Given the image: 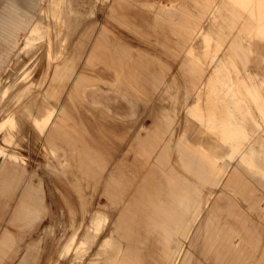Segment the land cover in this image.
<instances>
[{
    "label": "crops",
    "instance_id": "crops-1",
    "mask_svg": "<svg viewBox=\"0 0 264 264\" xmlns=\"http://www.w3.org/2000/svg\"><path fill=\"white\" fill-rule=\"evenodd\" d=\"M88 1L64 7L63 25L73 27L61 38L68 43L31 69V95L39 94L26 102L35 111L25 112L30 107L22 104L24 114L15 117L20 122L30 114L19 124L27 130L0 132L3 149L13 134L27 139L19 136L25 161H0V221L17 229L0 231V264H37L48 236L59 246L46 264H68L60 253L77 229L88 251L77 255L81 264H264L262 133L230 161L231 150L195 124L207 117L216 60L229 56L246 70L236 59L244 57L240 51L221 48L211 21L221 0ZM26 3L0 0V80L13 72L17 52L46 7L38 12ZM92 14L103 22L86 21ZM203 29L215 41L199 55L194 46ZM37 112L48 121L39 123L44 117ZM95 194L107 204H93ZM57 195L66 208L49 207L46 196L53 201ZM53 207L68 221L49 222L28 242L27 233L53 215ZM93 213L108 220L100 235L88 228ZM58 226L63 231L56 238Z\"/></svg>",
    "mask_w": 264,
    "mask_h": 264
},
{
    "label": "rangeland",
    "instance_id": "rangeland-1",
    "mask_svg": "<svg viewBox=\"0 0 264 264\" xmlns=\"http://www.w3.org/2000/svg\"><path fill=\"white\" fill-rule=\"evenodd\" d=\"M25 1L27 2L26 4H28V5L32 4L33 9L35 11H38V12H40L43 9V7L46 6L45 9L43 10V12L48 15V18H51L54 14L55 6L59 2H62V5L65 6V8H66L67 6L71 7L73 1H77V0H68L67 3L65 2L66 0H63V1L58 0L56 2H53L52 0H47V1H43L40 4H38L36 0H25ZM85 2L88 3L89 1L85 0ZM220 2L221 3L218 4L217 8L214 10L215 15L214 14L212 15L213 17L211 18V21H212L214 27L218 31L217 33H219V37L221 39L220 44L222 46L221 48L224 47V48H229L230 50L240 51L244 55V57H241V58L238 57L236 59L239 62H241V64L243 65V67L245 69H247L249 71L253 70L262 79L260 85L253 84L254 83L253 82L252 83L253 85L251 84V89H249L248 85H246L247 83H246L245 79L242 77L243 75L240 72V68L236 65L235 62H232V61H234V59L232 57H229V56H223V57H220L219 59H217L216 63H215V67L213 69V73L210 75L209 83L211 86V90H210V94L207 97V101H208L207 105H209V109H208L207 117L202 118V119L207 120L208 118H211V119L217 118V121L223 127V130H224V133L221 137L222 141L224 142V145L227 146L231 150L229 160L232 161L250 143V137H251V133H252L253 129H256L258 132L262 133V138L264 141V70H263L264 65H261V64H264V52H263L264 51V48H263L264 47V38H263L264 37V0H247L246 1L247 7L245 9L243 8L241 12L234 9L231 5H229L226 2V0H221ZM241 5L244 6V2H242ZM64 12H65V9L62 12V17H63V14L66 13V12L65 13ZM216 14H217V16H216ZM95 17L97 18V14H93V17L88 16V18H86V21H93V22L96 21L97 25H98V23L103 22L102 19H98V20H100V21H98ZM256 18H257V20H256ZM255 20H256V22H255ZM256 23H257V25L259 24L261 26L260 27H259V25L257 26ZM70 29L72 31L73 27L65 26V27H63L62 30H58V27L55 29L54 36L52 35L53 37L51 36V38H50L51 43H52V47H53V52H56V50H59L60 52L64 50V47L66 46L65 44H67L68 42L67 41L62 42L61 38H62L63 32H64V34L65 33L68 34ZM58 31H59V33H58ZM53 38H54V40H53ZM200 40L202 41V43ZM213 41H215V39H213V36L210 33H208L205 29H203L198 36V41H197L196 45L194 46V49H197L199 51L198 54L200 55V54H202L201 51L207 50ZM132 42L135 44L137 43V42H135V40H133ZM250 42L251 43L254 42V43L251 44ZM43 44H45V43H42V44L40 43V45L37 48H35L36 46H34L33 47L34 49H32V47H31L30 48L31 52L28 51L27 48L20 51L18 53V54H21V56L19 57V60H22L25 64L23 65V67L21 69L18 68V69H14V70H16V72H17L20 70L27 69V67L29 66L27 64H29V62H31L32 60H34L33 66L35 65L36 61L41 62V60L44 58V55H45L44 50H46V49H44V47L46 45H44V47H43ZM259 46H261V47H259ZM221 48H219V49H221ZM42 49H44V50L42 51ZM30 53L37 55L38 57L33 56V55H31V57H30V55H29ZM25 55H29L28 57H30V58H28V57L25 58ZM253 58H255V59H253ZM167 61L170 62V64L172 65L171 66L172 70H175L176 69L175 62H173L170 59H167ZM259 63H261L260 64L261 68H259ZM260 69H262V70H260ZM258 70H260V71H258ZM256 71H258L259 73ZM214 77H215V79H214ZM223 84H226V85H223ZM3 85H4V83L1 82L0 87L2 88ZM11 86H12L13 90L17 91L15 96L18 97L19 90L15 86H13V85H11ZM236 86H237V88L239 87L238 91L240 90L239 91L240 99L236 100L237 102L234 105V108H231V107H228V105H230V96H231L230 94L233 93L232 87H236ZM218 90H219V92H218ZM220 91H222V92H220ZM225 107H227V108H225ZM247 112H248V114H247ZM143 114H144V111H143V109H141L140 116L142 117ZM250 114H251V116H250ZM0 116H2V115L0 114ZM243 116L247 119V121L245 123L242 122V119H241ZM231 119H235L236 122L238 124H240V126L244 129L245 137H240L237 134V131L229 123L231 121ZM199 121H200V118H199L198 122ZM259 122H260V124H259ZM252 123H254V124H252ZM1 125H2V127L4 125L3 124V117L1 118L0 128H1ZM207 129L209 130L210 126L207 127ZM214 129L215 130L217 129V125H215V124H213L211 126V129L209 131L212 132V135L216 139H219L220 135H219V133L214 132L213 131ZM5 130H7V129L5 128L4 131ZM117 130L121 133L126 132V128H125V126L122 125V123H119L117 125ZM4 141L6 144H8V145L12 144L15 148H17L18 149L17 153L25 161L26 158L24 155L25 151H24L23 145L21 146L18 141L14 142L13 137H9V139H4ZM246 159L248 160V158H246ZM38 172L40 173L41 171L39 170ZM43 177H44L45 185H51L50 184L51 182L48 179V177H46V176H43ZM63 190H64V192H66L68 190V188L66 186H64ZM54 199L56 200V202L54 201ZM54 199H53V201H51V196H46V201L48 202V205L50 208H51V206H54V203H55V206H57V205L62 206V207L65 206V208H66V205H65L63 199L60 198L59 195H57V198H54ZM72 203H73L74 207L77 208V201L75 200L74 197H72ZM95 203L103 205V204H107V200L104 196H100L99 194H95L94 198H93V204H95ZM91 208H93V205L91 206ZM52 211H53V215L43 218L35 226V228L32 231L27 233L26 238H27V240L30 239V240H28V242L38 240V238L43 235V230L47 225H49L48 224L49 222H51L53 220L58 222V221H60V219H63V221H68V215H65L63 218H61L58 215L57 209H55L53 207ZM107 222H108V220L105 217H103L100 213H93L92 216L90 217L89 222H88V228L90 229V231H92L91 235L92 234L93 235H98V234L100 235V232L107 225ZM4 227H7L11 231L17 232V229L8 225L2 219L0 221V231L3 230ZM62 231H63V228L61 226H58V229H54V232H53L54 237H56V238L58 236L61 237L60 234L62 233ZM82 240H80L78 238V230L75 232V234L72 233L70 235V238L68 239V242H66L63 250L60 253L61 259H66L67 257H69L71 260L68 258L70 260L68 262V264H72V263L73 264L74 263L80 264L83 259H82V257L79 259V257H77V255H79L81 252H84V249H82V248H83V245H86V241L85 240L82 241ZM108 241H110L109 238L107 239V242ZM58 242L59 241L57 239L51 240L49 238V236L44 238L41 241L40 250H39L40 252L38 254V263L37 264H46L50 257H52V256L56 257L57 256L55 253H56L58 246H59ZM83 243H85V244H83ZM23 250H24V246L21 247L20 251H23ZM85 252H86V250H85ZM87 252H86V254H87ZM80 255H82V254H80ZM14 262H16V259H14L13 262H10V264H14ZM63 264H64V262H63Z\"/></svg>",
    "mask_w": 264,
    "mask_h": 264
},
{
    "label": "bare ground",
    "instance_id": "bare-ground-1",
    "mask_svg": "<svg viewBox=\"0 0 264 264\" xmlns=\"http://www.w3.org/2000/svg\"><path fill=\"white\" fill-rule=\"evenodd\" d=\"M53 2H56V1H58V0H52ZM63 1V0H62ZM67 1L68 0H66L65 2L67 3ZM246 1L247 0H226V2L229 4V5H231L234 9H236L237 11H242V9L244 8H246L247 6H246ZM242 2H244V6H242L241 4H242ZM65 6H63L62 5V2H59L56 6H55V11H54V14H53V16L51 17V18H48V15L46 14V13H41V15L39 16V18L37 19V21H36V23H35V25L33 26V28L31 29V31H30V33L28 34V36L25 38V40H24V42H23V44H22V47L19 49V51L17 52V54L20 52V51H22L23 49H25V48H27V50L28 51H31L30 50V48L32 47V49H34L33 47L34 46H36L35 48H37L39 45H40V43L42 44V43H45V44H43V47H44V45H46L45 47H44V49H46V50H44V49H42V51L44 50V52H45V55H44V57L47 55L48 57H50L51 59H52V56L53 55H55L54 54V52H53V47H52V43H51V36L53 35L54 36V32H55V29L58 27V30H62L63 29V27H65L64 25H63V17H62V12L64 11V8ZM247 10V9H246ZM245 10V11H246ZM244 11V12H245ZM66 12V11H65ZM64 12V13H65ZM71 12V11H70ZM250 13V12H249ZM93 15V14H92ZM91 15V16H92ZM215 15V14H214ZM249 15V14H248ZM216 16H217V14H216ZM213 17V16H212ZM251 17V16H250ZM217 18V17H216ZM254 18V17H253ZM263 19V18H262ZM251 20V19H250ZM256 20H257V18H256ZM256 20H255V22H256ZM262 24V23H261ZM83 25V24H82ZM256 25H257V23H256ZM259 25V24H258ZM257 25V26H258ZM261 25H259V27H260ZM77 27V26H76ZM70 31H71V29H70ZM69 31V32H70ZM77 31H78V27H77ZM57 32V31H56ZM58 33H59V31H58ZM72 33H74V32H72ZM207 34V33H206ZM57 35V34H56ZM76 35V34H75ZM256 35V34H255ZM52 36V37H53ZM259 36V35H258ZM263 36V35H262ZM56 37V36H55ZM201 37V36H200ZM262 38V37H261ZM264 38V37H263ZM73 39V38H72ZM214 39V38H213ZM258 39V38H257ZM53 40H54V38H53ZM206 40V39H205ZM56 41V40H55ZM70 41H72L71 40V38H70ZM201 41V40H200ZM251 41V40H250ZM257 41V40H256ZM245 42V41H244ZM201 43H202V41H201ZM249 43V42H248ZM251 43V42H250ZM252 43H254V42H252ZM251 43V44H252ZM258 43V42H257ZM64 45V44H63ZM66 45V44H65ZM257 45V44H256ZM42 46V45H41ZM62 47V46H61ZM205 47V46H204ZM249 47V46H248ZM259 47H261V46H259ZM29 48V49H28ZM40 48V47H39ZM63 48V47H62ZM65 48V47H64ZM264 48V47H263ZM55 49V48H54ZM69 49V48H68ZM39 50V49H38ZM63 50V49H62ZM26 51V50H25ZM55 51V50H54ZM58 51V50H57ZM68 51V50H67ZM66 52V51H65ZM259 52V51H258ZM264 52V51H263ZM262 52V53H263ZM58 54H61V53H58ZM63 54H65V53H63ZM68 54V53H67ZM33 55V54H32ZM57 55V54H56ZM62 55V54H61ZM201 55V54H200ZM29 56V55H28ZM258 56V55H257ZM31 57V56H30ZM30 57H28V58H30ZM65 57V56H64ZM63 57V58H64ZM67 57V56H66ZM259 57V56H258ZM43 58V57H42ZM263 58V57H262ZM55 59V58H54ZM253 59H255V58H253ZM260 59V58H259ZM57 60L59 61V59H58V57H57ZM233 60V59H232ZM15 61H17V62H15L14 63V66H13V68H12V71L13 72H9V73H6V75L4 76V78H3V80L1 79L0 80V83L1 82H3L4 83V85H3V87L1 88L0 87V114L2 115L1 117H3V127H2V125H1V128H0V132L2 131H4V129L6 128L7 129V131L8 132H15V133H18V132H20V129H19V131H17L18 130V128H20L21 127V125H22V121H23V123H25L24 121H25V118H27V117H29L30 116V114H29V116H28V114H26V116H22L24 119H22V121H20L19 122V120L21 119V115L22 114H24V112L23 111H21V110H23L22 108H24V107H30V104H28L27 105V103H29L30 101H28V102H26L27 101V99L29 100V97H30V95L31 94H33V92H32V89H31V85H33V82H34V80H35V78L33 77V75H32V73H31V69L33 68V64H34V60H32L31 62H29V64H27V65H29L28 67H27V69H25V70H20V71H15L14 72V69H21L22 67H23V65L25 64L22 60H15ZM228 61V60H227ZM61 62V61H60ZM232 62H234V61H232ZM263 63V62H262ZM228 64V63H227ZM233 64V63H232ZM254 64V63H253ZM261 63H259V68H261L260 66L261 65H264V64H261ZM12 65V64H11ZM19 65V67H17ZM221 66V65H220ZM228 66V65H227ZM251 66V65H250ZM16 67V68H15ZM233 67V66H232ZM253 67V66H252ZM228 68V67H227ZM254 68V67H253ZM257 68V67H256ZM258 68V69H259ZM255 69V68H254ZM220 70V69H219ZM260 70H262V69H260ZM260 70H258V71H260ZM263 70H264V68H263ZM258 71H256V72H258ZM240 72L242 73V77L245 79V81H246V85H248V88L249 89H251V84L253 83V84H257V85H260L261 84V78L258 76V74H256L253 70H244V71H242L241 69H240ZM15 73V74H14ZM250 73V74H249ZM259 73V72H258ZM262 73V72H261ZM220 75V74H219ZM223 75V74H222ZM229 75V74H228ZM212 77V76H211ZM230 77V76H229ZM263 77V76H262ZM224 78V77H223ZM214 79H215V77H214ZM229 80V79H228ZM232 83V82H231ZM252 84V85H253ZM11 85H13V86H15L18 90H19V92H18V97H16V96H14L15 94H16V92L17 91H15V90H13V88H12V86ZM223 85H226V84H223ZM217 86V85H216ZM224 87V86H223ZM239 88V87H238ZM238 88H237V86L236 87H232V92L233 93H231L230 95V105H228V107H231V108H234V105L236 104V100H238V99H240V95H239V91H238ZM224 89V88H223ZM245 89V88H244ZM248 89V90H249ZM246 91V90H245ZM39 92V91H38ZM37 92V94H36V91H34V95L38 98V93ZM42 92V91H41ZM218 92H219V90H218ZM220 92H222V91H220ZM225 92V91H224ZM242 93V92H241ZM33 95V96H34ZM224 95V94H223ZM32 96V95H31ZM33 96L31 97V98H33ZM40 97H41V95H39ZM43 96V95H42ZM225 96V95H224ZM249 96V95H248ZM39 97V98H40ZM35 98V97H34ZM227 98V97H226ZM225 98V99H226ZM249 98V97H248ZM46 99V98H45ZM222 99V98H221ZM220 99V100H221ZM25 100V102H26V104H25V102L23 103V101ZM41 100V99H40ZM44 100V99H43ZM38 100H36L35 102H37ZM48 101V100H47ZM34 102V101H33ZM34 102V103H35ZM45 102V101H44ZM208 102V101H207ZM39 103H40V101H39ZM42 103H43V101H42ZM41 103V104H42ZM260 103V102H259ZM22 104H23V106H22ZM27 105V106H25V105ZM41 104H39L40 106H41ZM49 104V103H48ZM48 104H46V105H48ZM51 104V103H50ZM49 104V105H50ZM213 104V103H212ZM229 104V103H228ZM18 105V106H17ZM32 105H34V104H32ZM43 105H45V104H43ZM20 106H22V108L20 107ZM34 106H36V103H35V105ZM52 106V105H51ZM20 107V108H19ZM45 107V106H44ZM190 107V106H189ZM251 107V106H250ZM33 107L31 106L30 108H29V110H25V112L26 111H30V109H32ZM50 108H53V106L52 107H50ZM225 108H227V107H225ZM42 109H43V106H42ZM33 111H35L34 109H32ZM38 110H40V108H38ZM27 112V113H28ZM227 112V111H226ZM234 112V111H233ZM254 112V111H253ZM20 113H22L21 115H20ZM30 113H32V111L30 112ZM44 113H45V111H44ZM50 113V112H49ZM37 114H39V116L37 117L38 119H39V117H42L43 115V112H37ZM186 114V113H185ZM247 114H248V112H247ZM17 115L20 117L19 118V120H17V119H15V117L16 118H18L17 117ZM32 115V114H31ZM34 115V114H33ZM35 115H36V113H35ZM45 115V114H44ZM257 115V114H256ZM255 115V116H256ZM48 116V115H47ZM250 116H251V114H250ZM44 117V119L43 118H40V120H39V123H46L47 121H48V119H45V116H43ZM229 118V117H228ZM258 118V117H257ZM41 119H42V121H41ZM242 122H246L247 121V119L243 116L242 118ZM17 120V121H16ZM27 120V119H26ZM30 120V119H29ZM189 120V119H188ZM198 120V119H197ZM253 120V119H252ZM254 121V120H253ZM1 122V121H0ZM28 122H30V121H28ZM198 123H200V125L202 126V127H204L205 129H207V127H209L210 126V129H211V126L213 125V124H215V125H217V129L215 130H213L214 132H216V133H219V135H220V137H219V139H217V140H219L220 141V144L222 143V144H224V142L222 141V135H223V133H224V130H223V127L219 124V122L217 121V118H208L207 120H204V119H202V118H200V121L199 122H197V123H195V124H198ZM227 123V122H226ZM230 123V125L232 126V127H234V129L237 131V134L240 136V137H245V134H244V129L240 126V124H238L237 122H236V120L235 119H231V121L229 122ZM19 124H21V125H19V127H17ZM26 124H29V123H26ZM184 124V123H183ZM252 124H254V123H252ZM259 124H260V122H259ZM25 125V124H24ZM33 126V128L34 129H36V131L38 132L39 131V127H38V125H37V123L34 121V124H32ZM191 125H193V124H191ZM199 125V124H198ZM200 126V127H201ZM230 126V127H231ZM17 127V128H16ZM22 127H23V129H22ZM21 127V129L22 130H27V129H24V127L25 126H22ZM29 127V126H28ZM27 127V128H28ZM42 127V126H41ZM44 127V126H43ZM42 127V128H43ZM189 127V126H188ZM192 127H194V126H192ZM197 127V126H196ZM196 127L194 128V130H196ZM213 128V127H212ZM216 128V127H215ZM28 129H30V128H28ZM32 129V128H31ZM189 129V128H188ZM191 129V128H190ZM189 129V130H190ZM203 129V128H202ZM209 129V130H210ZM17 132H16V131ZM21 130V133L23 132V134H25L24 133V131H22ZM181 130V129H180ZM188 130V131H189ZM198 130H200L199 128H198ZM204 130V129H203ZM252 130V129H251ZM31 131H33V129L31 130ZM188 131H187V134H188ZM208 131V129L206 130V131H204V132H207ZM26 132V131H25ZM29 132V131H28ZM186 132V131H185ZM190 132H191V130H190ZM194 132V131H193ZM34 133H35V130H34ZM198 132H196V134H197ZM200 133V132H199ZM202 133V132H201ZM208 133V132H207ZM19 134V133H18ZM22 134V135H23ZM36 134V133H35ZM35 134H31V137H32V139L33 138H35L34 136H35ZM39 134V133H38ZM210 134H212V132H210ZM258 134V131L256 130V129H253L252 130V133H251V137H250V141L253 139V137H255L256 135ZM14 135V134H13ZM12 135V137H13V139H14V142H16V141H18L19 142V144L22 146L24 143H20V139H19V136L20 135H18V137L16 138V137H14ZM17 135V134H16ZM32 135H34V136H32ZM37 135V134H36ZM189 135V134H188ZM193 135V134H192ZM203 135H204V133H203ZM194 136H195V133H194ZM207 136V135H206ZM23 137V136H22ZM22 137L20 136V138H21V140H22ZM25 137V136H24ZM23 137V138H24ZM37 137V136H36ZM197 137V136H196ZM201 137H202V135H201ZM29 138V137H28ZM18 139V140H17ZM39 139H41V138H38V140ZM193 139V138H192ZM203 139V138H202ZM24 140V139H23ZM22 140V141H23ZM35 140V142H36V138L35 139H33V141ZM197 140V139H196ZM207 140V139H206ZM262 140H263V138H262ZM25 141V140H24ZM29 141V140H28ZM194 141V140H193ZM201 141V140H200ZM199 141V142H200ZM218 141V142H219ZM25 142H27V139H26V141ZM34 142V143H35ZM210 142V141H209ZM215 142V141H214ZM3 143V142H2ZM201 143H202V141H201ZM207 143H208V141H207ZM212 143V142H211ZM4 144V143H3ZM3 144H1V145H3ZM45 144V143H44ZM198 144V143H197ZM214 144V143H213ZM244 144V143H243ZM263 144H264V141H263ZM5 145V144H4ZM7 145V147H8V149H3V147L2 148H0V161L1 160H3L5 157H8V158H10V159H14V160H17V161H19V160H23V158H21V156L17 153V148H15L12 144L11 145H8V144H6ZM6 145H5V147H6ZM27 145H28V143H27ZM196 145V144H195ZM199 145V144H198ZM216 145H217V143H216ZM215 145V146H216ZM10 146H12L13 148H15L14 150H10L9 149V147ZM24 146V145H23ZM224 146V145H223ZM28 147V146H27ZM38 147V146H37ZM197 147V146H196ZM198 147H200V146H198ZM203 146H201V148H202ZM208 147V146H207ZM22 149V148H21ZM219 149H220V147H219ZM214 150H215V148H214ZM21 151V150H20ZM210 151V150H209ZM40 157V156H39ZM26 158V157H25ZM24 161V160H23ZM2 162V161H1ZM0 162V163H1ZM48 190V189H47ZM97 211V210H96ZM95 211V212H96ZM86 213V212H85ZM80 222V221H79ZM81 223V222H80ZM65 224V223H64ZM78 225V224H77ZM76 226V225H75ZM78 227V226H77ZM47 228V227H46ZM99 228V227H98ZM113 228V227H112ZM81 229V228H80ZM79 229V230H80ZM102 229V228H101ZM100 229V230H101ZM78 230V229H77ZM77 230H75L74 232H72V233H74L75 234V232L77 231ZM85 230V229H84ZM79 232V231H78ZM92 232V231H91ZM102 232V231H101ZM100 232V233H101ZM83 233H84V231H83ZM82 233V234H83ZM99 235V234H98ZM110 235V234H109ZM76 236V235H75ZM82 236V235H81ZM54 237V236H53ZM114 237V236H113ZM50 238V237H49ZM70 238V237H69ZM174 239V238H173ZM67 240V239H66ZM74 240V239H73ZM81 240V239H80ZM82 241H84V240H82ZM66 242H68V240L66 241ZM116 242V241H115ZM114 243V242H113ZM121 243H123V242H121ZM66 244V243H65ZM83 244H85V243H83ZM120 244V243H119ZM87 246V245H86ZM107 246V245H106ZM115 246H116V244H115ZM117 246H119V245H117ZM121 246H123L122 244H121ZM125 246V245H124ZM123 246V247H124ZM173 246V244L171 245V247ZM122 247V248H123ZM113 248V247H112ZM120 249V248H119ZM183 250V249H182ZM120 251V253H121V250H119ZM84 252H85V250H84ZM88 253V252H87ZM105 253V252H104ZM112 253H114V252H111L110 253V255L112 254ZM119 253V252H118ZM101 254H103V253H101ZM110 255H108L107 256V259H108V257L110 256ZM117 255V254H116ZM115 254H114V256L116 257V259H118V257L116 256ZM112 256V255H111ZM61 257V256H60ZM81 257H79V259H80ZM109 258H111V257H109ZM114 258V257H113ZM112 258V259H113ZM70 259V258H69ZM76 259V258H75ZM83 259V258H82ZM101 259V258H100ZM115 259V258H114ZM71 260V259H70ZM69 260V261H70ZM99 260V259H98ZM73 261V260H72ZM109 261H110V259H109ZM108 261V262H109ZM77 262V261H76ZM101 262V261H100ZM106 262V261H105ZM111 262V261H110ZM117 262V261H116ZM116 262H115V264H116ZM72 263V262H71ZM114 263V262H113ZM73 264V263H72ZM75 264V263H74ZM81 264V263H80ZM107 264V263H106Z\"/></svg>",
    "mask_w": 264,
    "mask_h": 264
}]
</instances>
